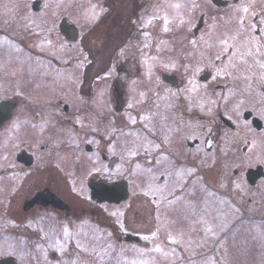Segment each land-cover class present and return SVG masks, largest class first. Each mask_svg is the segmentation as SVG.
Masks as SVG:
<instances>
[{
	"label": "rangeland",
	"instance_id": "374dc122",
	"mask_svg": "<svg viewBox=\"0 0 264 264\" xmlns=\"http://www.w3.org/2000/svg\"><path fill=\"white\" fill-rule=\"evenodd\" d=\"M228 1L226 8H219L209 6V0H195L199 7L179 10L189 23L176 28L173 21L167 33L163 17L167 15L172 21L177 14L169 5H190L191 0H149L144 7L139 3L142 9L132 22L137 35L128 38L121 50L113 51L108 39L101 45L102 37L109 38L108 23L103 24L106 18L99 22L105 6L113 2L0 0V28L13 27L10 37H0V103L15 107L8 122L0 126V170L9 168L8 162L22 140L74 144L62 148L65 163L60 168L72 172V177L59 181V193L70 206L61 219L45 213L13 214L9 219L6 196L12 182L6 179L2 184L0 258L11 257L15 264H204L206 259L217 264H264V178L250 186L244 176L258 166L264 171V68L260 67L264 63V33H251L259 42L249 46L253 55L247 54L249 47L240 44L238 50L230 48V55L216 60L222 47L220 38L236 34L232 17L239 0ZM255 3V12L261 13L264 0ZM128 8L129 1L126 11ZM153 13L156 19H152ZM200 15L201 25L197 22ZM259 19L249 15L246 23H256L259 29ZM62 21L75 27L74 41L58 30ZM145 31L147 38L142 34ZM23 39L25 46L35 44L31 50L37 52L18 45ZM190 40L197 44L193 46ZM145 43L148 48H144ZM129 47L140 57L133 69ZM230 61L235 64L231 75L216 76ZM122 68L127 69L128 77L120 74ZM197 68L200 71H195ZM204 75L207 81H203ZM81 82L90 85V97L78 96ZM193 87L196 91H187ZM112 90L122 94L117 109ZM149 91L159 93L146 96ZM26 96L41 104H31ZM210 100L216 103L210 104ZM80 106L84 110H78ZM185 111L192 117L188 120L191 133L187 134L184 125L174 123V115L183 117ZM245 111L262 122L260 130L244 119ZM102 116L109 119L103 122ZM220 117L233 127L226 126ZM71 122L81 129L75 133L66 129ZM202 123L203 146L187 149L185 138L201 139L198 129ZM91 125L101 127L100 132L105 130L107 157H100L98 148L102 147L89 135ZM9 127L31 131L19 133L17 140L16 135L7 134ZM157 144L159 148L154 146ZM133 150L138 154L131 155ZM176 151L181 157H176ZM89 177L93 183H126L127 199L118 204L91 200L85 184ZM63 226L68 227L69 237L63 236ZM208 228L216 236L206 233ZM94 235L99 239H93ZM169 235L181 239V244H171ZM201 238L207 240L203 247L197 246ZM56 240L65 244L66 252L54 246ZM78 240L87 251L76 247ZM190 240L194 242L191 246ZM108 244L113 247L108 248ZM156 247L161 251H155Z\"/></svg>",
	"mask_w": 264,
	"mask_h": 264
},
{
	"label": "flooded vegetation",
	"instance_id": "af4514ba",
	"mask_svg": "<svg viewBox=\"0 0 264 264\" xmlns=\"http://www.w3.org/2000/svg\"><path fill=\"white\" fill-rule=\"evenodd\" d=\"M107 2H113V4H107L105 6V13L104 15L99 19V22L103 21V18H106V21H103V24L105 22L108 23L111 18H114V24L116 26L112 25L113 32L108 35V32H106L107 37L101 38V45L102 41L105 43V41L108 39L107 43H110L111 47H113V51L117 50L121 45L119 50H121L123 47H125V44L128 42V38L137 35V27L132 22L136 19V17L139 15V12L142 8H138L139 3H141V6L144 7L149 0H104ZM123 1V4L122 2ZM127 1H129V8L126 11V4ZM183 1V0H178ZM210 6H216L219 8L227 7L229 5L228 0H224V2L220 0H209ZM121 9L123 11H126L125 15L122 17H119L118 14H120ZM129 18L130 21H129ZM202 15L199 16L198 24H202ZM125 21V23H123ZM107 26V27H108ZM94 28V27H92ZM197 28V26H196ZM97 30V29H95ZM116 33V34H115ZM115 34V35H114ZM120 34V35H119ZM104 36V35H103ZM114 38V40L112 39ZM129 51L132 52L131 59L133 60L132 69L137 66V60H140V57L137 55L135 48L129 47ZM139 51V50H138ZM137 51V52H138ZM125 55V54H122ZM124 59V58H123ZM127 60V59H124ZM92 62V59H91ZM127 69L122 68L120 71V74H123L124 77H128V74L126 73ZM137 71V68H136ZM84 75V73H83ZM120 84V83H119ZM121 87V84H120ZM159 91H149L148 94H145L146 96H154L157 95ZM81 94L83 97H90V91H78V96ZM112 96L115 98H118L120 100V97L122 94H115V90H112ZM118 100V105H119ZM115 103V102H114ZM83 106H80L78 110H84L82 108ZM118 107V106H117ZM116 105L114 106L115 109H117ZM82 108V109H81ZM119 108V107H118ZM63 109L66 111L68 110V107L63 106ZM93 110V108H92ZM79 113H82L79 111ZM108 114V112H106ZM190 113H182L183 117L180 115H174V123H177L179 125H184L185 128V134L191 133V130L189 129V121L192 120V117L189 115ZM94 115V113H93ZM104 116V115H103ZM101 117L103 119V122L107 119H109L108 116ZM196 117H194L195 119ZM182 119V121H181ZM189 120V121H188ZM200 120L203 122V114L200 115ZM51 125L53 123H50ZM108 124V123H106ZM103 124V125H106ZM38 124H36L37 126ZM101 127H96V131H92L93 126L91 125L89 129V135L93 138L94 144L96 142L99 143V146L102 147L101 149L98 148L100 157H107V146L109 145V142L107 140L109 139L106 137V132H100ZM66 129L72 130V133L78 132L79 129H81L80 125L71 122L68 123L66 126ZM20 127L16 130V128H8L7 134H13L17 136L18 140V134H25L29 133L28 131H31V128H27L28 131L25 129H21ZM201 134V139L194 137L192 139L185 138L186 142V148L192 149L194 146H203V123L201 124L200 128L198 129ZM5 134V131L3 132ZM41 141V139L39 140ZM31 142V140H30ZM64 141H57L56 143L52 141H46L41 142L38 144H31L26 141H23L20 144H17L16 149L11 157V159L8 162V169L1 168L0 170V190L4 189V182L6 179H9L12 182L11 190L7 194L6 199V206L9 207L7 210H11L9 214V219L14 214L15 216H23L26 214H32L33 216L36 213H45V214H54L55 219H61L64 211H69L70 206L68 203H65L62 195L60 192L61 183L59 181L62 178H69L72 177V172L60 168L62 165H64L65 160H63L62 157L64 154V151L62 148L66 145ZM73 142L71 144H67V146H73ZM91 150V146H89ZM191 151V150H190ZM172 157H175V154H172ZM176 157H181L179 155V152L176 151ZM200 157H203V148L201 147V154ZM91 177L85 182L86 186L91 188V184L94 182L90 180ZM14 212V213H13Z\"/></svg>",
	"mask_w": 264,
	"mask_h": 264
},
{
	"label": "snow or ice",
	"instance_id": "6c2138e0",
	"mask_svg": "<svg viewBox=\"0 0 264 264\" xmlns=\"http://www.w3.org/2000/svg\"><path fill=\"white\" fill-rule=\"evenodd\" d=\"M47 6V5H46ZM60 4H57V7H59ZM255 6H256V3H255V0H239L238 4L236 5L235 9H234V12H235V15L232 17V20L234 21L235 23V35H231L229 37H226V38H220L219 40V43L222 45L221 49H220V52L217 53L215 59L216 60H221L222 58V55L223 56H228L230 55L229 54V49H234V50H238L240 44H243L244 46L246 47H249L253 44H257L259 45V42L256 40V37L251 35V33H254V32H257V30H259V32L261 33H264V10H262L261 13H256L255 12ZM94 7V6H93ZM169 7L171 8H174L177 10V14L176 16L173 17V20L170 21L168 16H164L163 17V31L165 33L171 31L172 29L170 28V24L175 21V27L176 28H183L186 23H189V21H186L184 19V16L180 14L179 10L180 9H184V8H191V9H195L197 7H199L198 4L195 3V0H191V3L190 5H185V4H181V3H175V4H170ZM188 13L185 12L184 15H187ZM249 15L251 16H259L260 19H259V29H258V26L256 23H246V21L249 19ZM156 14L153 13V16H152V19H156ZM152 19H150L148 21V24H151L152 23ZM213 27H215V25H213ZM144 37H148L149 36V33L147 31L143 32L142 33ZM240 37H244L243 40H240L239 38ZM201 39L203 40L204 38L201 37ZM229 40H231L233 43H229ZM190 44H192L193 46H195L197 44V41L196 40H190L189 41ZM149 47V44L148 43H145L144 44V48H148ZM260 52V47L257 46L256 48V53L258 54ZM121 54H123V52H121ZM248 55H253V52L251 51V48L249 47V51L247 53ZM257 63H259V61H257ZM167 66V65H166ZM172 67H175V64H172ZM235 67V64L232 63L231 61L225 65L223 68H219L217 70V73H216V76H222V75H231V71L230 69L234 68ZM260 67L261 68H264V63H260ZM186 70H187V66H185ZM195 71H200L199 68H197ZM151 73V67H149V74ZM216 77H213V79H215ZM193 83L192 80H189L188 81V84L191 85ZM187 91H196V89L193 87L191 89H187ZM141 95L143 96L144 93H141ZM210 104H215L216 101L215 100H210L209 101ZM241 103H243V101H241ZM129 107H131V105H129ZM200 108H201V111L204 110V105L203 104H200ZM208 112L210 113L211 112V108L208 109ZM143 120H147L148 117H142ZM132 124H135L136 123V120L135 119H132L131 120ZM35 127V126H34ZM92 131H96L95 128L92 129ZM207 131L209 133H211V129H207ZM247 143V142H246ZM156 148H159L160 145H154ZM211 145L209 144V147ZM254 146L253 145H250V147ZM145 152L147 153V149H145ZM131 155L135 156L137 155L138 153L136 151H132L130 153ZM4 159H7V157H4ZM149 165H151V161L148 162ZM157 163H159V161H157ZM149 171H151V167L149 166L148 168ZM97 171H99V169H97ZM153 179H155V177H153ZM157 191H163L161 189H157ZM148 193L145 192L144 195H147ZM166 198V197H165ZM112 215H117V213L113 212ZM120 215H123V213H120ZM120 227L123 228V224L121 223L120 224ZM41 232H43L44 230L41 229L40 230ZM53 231H55L53 229ZM159 231V229H157V231H154L151 233L152 237H156L157 235V232ZM208 232H211L213 236H216V233L215 232H212V229L211 228H208L206 229V233ZM62 233H63V236L64 237H69V229L67 226H63L62 227ZM107 235L110 237L112 234L111 233H107ZM182 235V234H181ZM45 237H48V233H45ZM93 239H99V237L97 236H93ZM143 239L145 240H148L149 237L148 236H144ZM217 239H219V237L217 236ZM169 242L171 244H174V245H178V244H181V239H178L176 237H173L171 235H169ZM189 246H191L192 243H194L193 241H189ZM207 243V240L204 239V238H201V242H197V246L199 247H203L204 244ZM58 250L62 251V252H66L67 251V248L65 246V244H61L59 240H56L55 241V245H54ZM37 247H41L40 245H37ZM76 247L78 249H81L82 251H87V248H83L81 243L79 242V240L77 241L76 243ZM108 248H112L113 246L111 244H108L107 245ZM155 251L157 252H160L161 249L159 247H156L154 249ZM93 251H95V248H93ZM168 254L165 253V257H167ZM172 256L175 257V249L172 250ZM72 264H76L75 261L72 262ZM132 264H136L135 261L132 262ZM140 264H146V262H140ZM204 264H217V262L212 259V260H205Z\"/></svg>",
	"mask_w": 264,
	"mask_h": 264
},
{
	"label": "water",
	"instance_id": "95a60500",
	"mask_svg": "<svg viewBox=\"0 0 264 264\" xmlns=\"http://www.w3.org/2000/svg\"><path fill=\"white\" fill-rule=\"evenodd\" d=\"M10 106L7 103L0 104V123L9 117ZM245 119L251 118V124L256 130L262 128V122L256 118L251 117V112L244 114ZM229 124L228 121H225ZM264 177L262 173V168L257 167L254 170H248L245 174L246 180L249 185H254L255 182L260 178ZM128 196L126 186L123 183H115L111 186L105 185L103 183H96L92 186L91 198L95 199L98 203H114L117 204L125 200ZM0 264H11L9 260H1Z\"/></svg>",
	"mask_w": 264,
	"mask_h": 264
},
{
	"label": "trees",
	"instance_id": "16d2710c",
	"mask_svg": "<svg viewBox=\"0 0 264 264\" xmlns=\"http://www.w3.org/2000/svg\"><path fill=\"white\" fill-rule=\"evenodd\" d=\"M125 12H126V11H125ZM125 12H124L122 15L118 14V16H119V17H122L123 15H125ZM114 19H115V17L110 19L111 22H109V25H110L111 27H109V26L106 27V32H108V35L111 34V33L113 32V31H112V30H113L112 25H113V26H116V25L114 24ZM123 22L125 23V21H123ZM115 34H116V33H115ZM103 45H104V44H103ZM103 45H102V46H103Z\"/></svg>",
	"mask_w": 264,
	"mask_h": 264
}]
</instances>
